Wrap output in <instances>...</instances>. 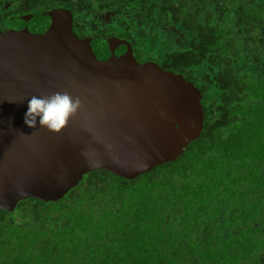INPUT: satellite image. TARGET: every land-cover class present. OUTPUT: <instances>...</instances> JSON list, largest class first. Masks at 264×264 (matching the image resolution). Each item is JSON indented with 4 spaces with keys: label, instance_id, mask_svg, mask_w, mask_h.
<instances>
[{
    "label": "trees",
    "instance_id": "trees-1",
    "mask_svg": "<svg viewBox=\"0 0 264 264\" xmlns=\"http://www.w3.org/2000/svg\"><path fill=\"white\" fill-rule=\"evenodd\" d=\"M114 1L117 36L160 18L142 60L199 89V136L132 179L91 170L0 210V264H264V0Z\"/></svg>",
    "mask_w": 264,
    "mask_h": 264
},
{
    "label": "water",
    "instance_id": "water-1",
    "mask_svg": "<svg viewBox=\"0 0 264 264\" xmlns=\"http://www.w3.org/2000/svg\"><path fill=\"white\" fill-rule=\"evenodd\" d=\"M55 92L82 107L60 133L25 124L28 100ZM200 91L135 60L118 37H77L66 9L10 20L0 32V210L60 199L84 174L125 179L174 160L202 128Z\"/></svg>",
    "mask_w": 264,
    "mask_h": 264
},
{
    "label": "flooded vegetation",
    "instance_id": "flooded-vegetation-1",
    "mask_svg": "<svg viewBox=\"0 0 264 264\" xmlns=\"http://www.w3.org/2000/svg\"><path fill=\"white\" fill-rule=\"evenodd\" d=\"M104 4L106 6L101 7L98 0H0V32L5 30L7 23L12 19L48 11L53 8H62L70 13L71 29L77 37L99 36L104 38L113 36L123 38L130 44L132 54L137 62L152 61L156 63L154 60H142V57L151 55L148 54L151 53L149 51L151 49L144 47L145 44L140 45L139 43L144 40L143 38L146 34L144 26L149 21L144 24V33L141 37L136 32L128 33L129 35L124 34L123 37L117 36L121 25L117 19H113L114 13L112 9L115 1L111 0L109 4L107 2H104ZM88 16L89 18L84 22V17ZM155 27L157 29V26ZM132 41L135 44L132 45ZM136 54L140 58H137ZM156 64L159 66L158 63Z\"/></svg>",
    "mask_w": 264,
    "mask_h": 264
},
{
    "label": "clouds",
    "instance_id": "clouds-1",
    "mask_svg": "<svg viewBox=\"0 0 264 264\" xmlns=\"http://www.w3.org/2000/svg\"><path fill=\"white\" fill-rule=\"evenodd\" d=\"M81 107L80 97H73L68 92H55L42 97L33 95L28 100L25 124L36 128L39 117L41 127H46L50 132L60 133L67 126L69 119L75 116Z\"/></svg>",
    "mask_w": 264,
    "mask_h": 264
},
{
    "label": "rangeland",
    "instance_id": "rangeland-1",
    "mask_svg": "<svg viewBox=\"0 0 264 264\" xmlns=\"http://www.w3.org/2000/svg\"><path fill=\"white\" fill-rule=\"evenodd\" d=\"M88 18H89V16L84 17L83 21L86 22V20ZM159 19L158 18L152 19L145 24L144 28H145L146 34L144 35V38H143L144 40L139 42L140 45L145 44L144 47H149L151 49V50H149L150 52H154L155 49L163 47L166 45L165 44L166 40L162 39V37H164V36H160V34H159L160 31H157V29L155 27V25H156L155 21H160Z\"/></svg>",
    "mask_w": 264,
    "mask_h": 264
}]
</instances>
